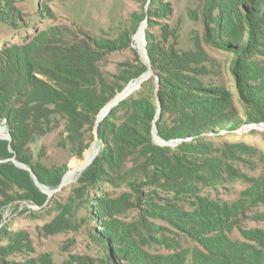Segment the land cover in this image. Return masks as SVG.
<instances>
[{"label": "trees", "instance_id": "16d2710c", "mask_svg": "<svg viewBox=\"0 0 264 264\" xmlns=\"http://www.w3.org/2000/svg\"><path fill=\"white\" fill-rule=\"evenodd\" d=\"M201 1L206 35L219 49L233 54L229 69L242 108L226 85L207 82L206 78L220 74L219 64L199 37L194 38L193 48L181 49L169 24L160 28L158 36L150 31L156 15L168 19L172 14L162 0H150L146 12L132 14L136 22L132 34L124 30L118 38H109L74 25H52L23 43L0 48V123L11 136L0 142V159L16 156L32 168L39 182L48 184L60 181L65 168L26 160L27 148L60 130L64 145H71L78 158L83 156L94 140L101 110L130 80L149 69L137 51L136 62H125L119 74L103 68L108 54L130 46L139 24L148 20L145 33L154 74L99 123L100 153L81 180L92 177L91 185L101 179L127 188L117 197L96 198L94 217L102 227L97 239L108 245L104 264H264V228L240 226L247 217L264 220L263 212L253 210L264 204V176L233 203L201 194L203 187L237 179L242 174L235 163L251 161L257 154L254 146L223 137L235 135L244 124L264 122V0ZM0 12L18 17L14 0H0ZM155 124L163 139L181 141L174 147L156 143ZM85 188L81 183L73 195L83 199ZM18 197L38 203L47 200L31 171L12 161L2 162L0 222L3 208ZM132 207L139 209L138 219L117 217ZM67 211L45 225L48 234L74 224L75 211ZM156 220L174 227L177 237L167 234L166 226ZM236 228L239 238L232 236ZM1 241L6 244L0 246V264H56L44 257L6 259L10 254L34 252L24 230L3 228ZM189 241L195 245L189 246ZM155 245L171 252H151L148 247ZM63 264L100 263L92 256L77 255Z\"/></svg>", "mask_w": 264, "mask_h": 264}, {"label": "rangeland", "instance_id": "374dc122", "mask_svg": "<svg viewBox=\"0 0 264 264\" xmlns=\"http://www.w3.org/2000/svg\"><path fill=\"white\" fill-rule=\"evenodd\" d=\"M162 1L171 7L172 14L168 19L156 15L153 18L154 21L152 27H150V31L158 36L161 32L160 28L165 24H169L175 33L173 40L176 46L181 49L193 48L194 38L199 37L209 55L219 64L220 74L206 78L207 82L226 85V87L235 93L237 105L242 108V104L238 101L237 97L235 76L229 69L233 54L219 49L212 43L211 37L208 38L206 35L207 28L205 27L202 15L203 1ZM149 3L150 0H14V5L18 9L17 18H10L6 13L2 14L0 12V48L9 43H23L36 32L42 31L52 25H74L89 32L91 35L109 38H118L119 34L124 30L132 34V30L136 25L132 14L137 13L140 15L146 12ZM129 34H127L125 40H129ZM134 34L131 36L130 46H126V43L120 42L122 44L120 46L126 47L108 54L103 68L109 74H119L121 68L124 66L123 64L127 61L136 62L135 51L145 62L139 49L134 46ZM134 93L135 91L132 94ZM0 124L5 125V123ZM259 126L258 123L244 124L234 131L235 135L223 137V140H228L229 142L239 140L248 143L257 149V154L251 157V161L235 163V168L240 169L242 174L237 179L231 182L225 181L220 185L203 187L201 194L221 200L222 202L233 203L245 195L246 190L253 185L256 178L264 176V128H260ZM59 131L56 130L30 144L24 154V158L32 163L39 161L49 167H64L65 176L70 169L84 159L86 152L92 144L94 142L100 143V140L94 131L95 137L93 142L84 152L83 156L78 158L76 150L71 145L67 147L64 145ZM5 138L0 137V142L9 140ZM176 145L170 146L174 147ZM6 161H12L16 164L12 159H0V163ZM16 166L30 171L17 164ZM87 169L88 167L70 185L63 184L62 180L64 176L60 181L57 179L49 180L48 184L39 182L41 186L48 187L55 192L51 195L45 192L35 180L41 192L47 195V200L44 203H38L37 200L33 199H20L18 197L17 200L3 208L2 220L0 222V246L6 244V242L1 241V231L3 228L14 231H26L34 246V252L29 254H10L6 256L7 260L22 262L30 257H44L51 258L56 264H63L73 256L89 255L96 258L100 264H104L108 252L106 247L108 245L104 241L97 239L99 229L102 227L100 226L101 223L94 217V212L96 213V198L100 196L117 197L125 192L127 188L124 184L112 186L109 183H104L101 179L97 185H91L92 177L81 182L83 174ZM81 183L86 184V194L83 199H78L76 195H73V191ZM71 197H74V200L71 201ZM88 198H93L94 202H89ZM65 204H72V207H65ZM67 209L75 211L74 224L54 234H48L44 229L45 225L54 221L62 211L65 212ZM253 210L264 213V204H258ZM252 214L248 213V216ZM138 216L139 209L132 207L117 217L122 220L133 221L138 219ZM156 223L164 224L167 228L166 233L177 237L178 233L174 231V227L170 224L163 220H156ZM240 226L242 228H264V220H254L247 217L240 223ZM232 236L236 238L240 237L238 228L234 230ZM190 245L194 246L195 242L189 241ZM184 246L186 245L184 244ZM148 249L154 253L171 252V250L160 245L150 246Z\"/></svg>", "mask_w": 264, "mask_h": 264}, {"label": "bare ground", "instance_id": "6f19581e", "mask_svg": "<svg viewBox=\"0 0 264 264\" xmlns=\"http://www.w3.org/2000/svg\"><path fill=\"white\" fill-rule=\"evenodd\" d=\"M147 28V24L145 21H143L140 26L138 27L137 31L135 32L133 36V43L134 46H136L140 52L144 55V49H145V31ZM149 76L148 72L146 71L144 75H141L137 78H134L130 80V82L127 84V87L123 94L118 95L115 97L112 101H110L99 113L98 115V121L101 122L106 115L110 112V110L113 108V106L119 102L123 97L132 94L134 91H136L140 86H142L143 82L146 80V78ZM260 128H264V125L259 126ZM8 130L4 124H0V137H6L8 138ZM100 144L99 142H94L90 149L86 152L84 159L80 161L77 165H75L72 169H70L66 175L63 177V184L67 185L72 182H74L76 179L79 178L81 173L89 167L95 160V158L100 153ZM43 189L51 195L54 191L51 190L48 187H43ZM55 193V192H54Z\"/></svg>", "mask_w": 264, "mask_h": 264}, {"label": "water", "instance_id": "95a60500", "mask_svg": "<svg viewBox=\"0 0 264 264\" xmlns=\"http://www.w3.org/2000/svg\"><path fill=\"white\" fill-rule=\"evenodd\" d=\"M144 21H145L146 24L148 25V20L145 19ZM139 52H140V50H139ZM140 53H141V52H140ZM141 56L143 57V59L145 60V62H147V63L149 64V69L147 70L149 76L146 78V80H147V79H149L154 73H153V70L151 69V66H150V58H149V55H148L146 34H145V49H144V55L141 53ZM142 75H144V74H142ZM126 87H127V86H126ZM126 87L124 88V90H122L120 93H118L117 96L123 94V92L125 91ZM140 87H141V86H140ZM140 87H139V88H140ZM159 87H160V78H159V76H156V90H158ZM117 96H116V97H117ZM128 96H129V95L123 97V99H125V98L128 97ZM123 99H121V100H123ZM121 100H120V101H121ZM120 101H119V102H120ZM119 102H117L113 107H115ZM158 102H159V107H160L161 102H160V99H159V98H158ZM99 123H100V122L97 120V122H96V126H95V133H96V136H97V137H98V126H99ZM258 125L261 126V125H264V123H258ZM153 135H154V140H155V142L158 143V144H161V145H165V144L173 145V144H178V143L181 141L180 139H179V140H178V139H176V140H165V139H163V138L158 134V132H157L156 124L154 125V128H153ZM8 139L11 140V136H10V134L8 135ZM11 159H12L17 165L29 169V170L31 171L33 177L35 178L37 184L40 185V183H39V181L37 180L36 175L33 173V170H32L31 167H29L27 164H25V163H23V162L17 160V159H16V156L12 157ZM40 186H41V185H40ZM41 188L43 189V186H41ZM43 190H44V189H43ZM44 191H45V190H44ZM45 192H46V191H45Z\"/></svg>", "mask_w": 264, "mask_h": 264}]
</instances>
